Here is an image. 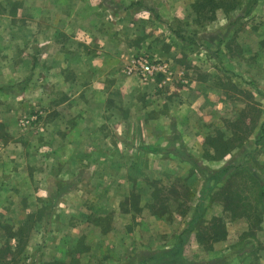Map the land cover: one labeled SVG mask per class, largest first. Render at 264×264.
Segmentation results:
<instances>
[{
    "label": "rangeland",
    "instance_id": "374dc122",
    "mask_svg": "<svg viewBox=\"0 0 264 264\" xmlns=\"http://www.w3.org/2000/svg\"><path fill=\"white\" fill-rule=\"evenodd\" d=\"M263 185L264 0H0V264H231Z\"/></svg>",
    "mask_w": 264,
    "mask_h": 264
},
{
    "label": "crops",
    "instance_id": "0c3cea01",
    "mask_svg": "<svg viewBox=\"0 0 264 264\" xmlns=\"http://www.w3.org/2000/svg\"><path fill=\"white\" fill-rule=\"evenodd\" d=\"M74 100H68V107L73 104ZM75 115H68L70 121H74ZM61 119L63 117L61 116ZM68 120V121H69ZM259 242H258V241ZM254 246V247H253ZM253 246L251 252L242 254L243 256L238 257L234 263L231 264H264V232L257 231L256 240L253 242ZM241 258V261L239 260ZM241 262V263H240Z\"/></svg>",
    "mask_w": 264,
    "mask_h": 264
},
{
    "label": "trees",
    "instance_id": "16d2710c",
    "mask_svg": "<svg viewBox=\"0 0 264 264\" xmlns=\"http://www.w3.org/2000/svg\"><path fill=\"white\" fill-rule=\"evenodd\" d=\"M148 11L151 12V13L153 12L151 9H148ZM154 16L156 17V15H154ZM22 84H24V83H22ZM140 149L142 151L148 153V154H160V153H165V152L168 151V149L166 147L164 148V147H155V146H144V147H141ZM189 157H191V156H189ZM189 160L192 161V157ZM193 164H195V163H193ZM260 198L264 199V185L260 189ZM177 250H178V247H174L173 249L168 250V251H166L164 253V255H166V257L168 259H171L170 261L166 262L165 264H209V262H206V261L201 262V263L200 262H185V263H182V262L179 261V259L177 258V255L175 254ZM141 256H143V257L144 256H149V254L143 253V255H141ZM218 264H224V263L222 261H218Z\"/></svg>",
    "mask_w": 264,
    "mask_h": 264
},
{
    "label": "built area",
    "instance_id": "2783aa9c",
    "mask_svg": "<svg viewBox=\"0 0 264 264\" xmlns=\"http://www.w3.org/2000/svg\"><path fill=\"white\" fill-rule=\"evenodd\" d=\"M146 57H139L132 63V67L127 70L129 74L140 73L143 77H151L157 72V67L154 62L145 59Z\"/></svg>",
    "mask_w": 264,
    "mask_h": 264
}]
</instances>
